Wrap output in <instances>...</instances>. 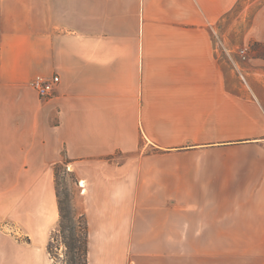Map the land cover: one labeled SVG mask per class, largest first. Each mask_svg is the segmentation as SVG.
Wrapping results in <instances>:
<instances>
[{
	"label": "crops",
	"instance_id": "0c3cea01",
	"mask_svg": "<svg viewBox=\"0 0 264 264\" xmlns=\"http://www.w3.org/2000/svg\"><path fill=\"white\" fill-rule=\"evenodd\" d=\"M243 1L0 0V264H52L61 163L87 264H264V0L219 32Z\"/></svg>",
	"mask_w": 264,
	"mask_h": 264
},
{
	"label": "rangeland",
	"instance_id": "374dc122",
	"mask_svg": "<svg viewBox=\"0 0 264 264\" xmlns=\"http://www.w3.org/2000/svg\"><path fill=\"white\" fill-rule=\"evenodd\" d=\"M253 3V9L258 5L260 0ZM248 2V1H247ZM245 1L239 4V8L235 13L228 17L224 24L221 25L219 32H226L230 34L231 40L236 44H242L241 36L248 24V15L253 9H249L247 16H240L241 6ZM242 42V43H241ZM246 46V47H245ZM243 46L239 54L243 61L248 60L249 57L261 55L264 52V44L257 42H248ZM247 48L245 57L242 55V50ZM63 201L65 218L61 217L60 225L55 232L51 235L48 245V252L52 260V264H83V251L81 250L84 241V226L85 222L83 217L78 216L74 209H81L79 204V188L78 180L73 172L69 169L67 164H62L58 167V177L55 178V192ZM75 198V205L73 203Z\"/></svg>",
	"mask_w": 264,
	"mask_h": 264
},
{
	"label": "built area",
	"instance_id": "2783aa9c",
	"mask_svg": "<svg viewBox=\"0 0 264 264\" xmlns=\"http://www.w3.org/2000/svg\"><path fill=\"white\" fill-rule=\"evenodd\" d=\"M247 48L242 50V55L245 57V52ZM59 81V76L55 75L52 78H45L43 76H36L32 80V85L38 94L43 98H49L54 92V86Z\"/></svg>",
	"mask_w": 264,
	"mask_h": 264
},
{
	"label": "trees",
	"instance_id": "16d2710c",
	"mask_svg": "<svg viewBox=\"0 0 264 264\" xmlns=\"http://www.w3.org/2000/svg\"><path fill=\"white\" fill-rule=\"evenodd\" d=\"M61 164H57L54 168V173H55V178L57 179L58 177V167L60 166ZM57 197H58V201H59V209H60V213H61V217L62 218H65L66 217V214L64 213V206H63V201L60 197V194L58 193V190H57ZM84 241H83V246L81 248V250L83 251V264H87V236H86V224L84 226Z\"/></svg>",
	"mask_w": 264,
	"mask_h": 264
}]
</instances>
